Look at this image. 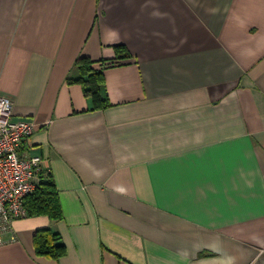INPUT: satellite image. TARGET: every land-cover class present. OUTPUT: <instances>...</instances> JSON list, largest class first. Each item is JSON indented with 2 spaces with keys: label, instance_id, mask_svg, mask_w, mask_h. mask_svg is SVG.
Instances as JSON below:
<instances>
[{
  "label": "crops",
  "instance_id": "crops-1",
  "mask_svg": "<svg viewBox=\"0 0 264 264\" xmlns=\"http://www.w3.org/2000/svg\"><path fill=\"white\" fill-rule=\"evenodd\" d=\"M0 96L64 214L15 220L0 264H264V0H0Z\"/></svg>",
  "mask_w": 264,
  "mask_h": 264
},
{
  "label": "built area",
  "instance_id": "built-area-1",
  "mask_svg": "<svg viewBox=\"0 0 264 264\" xmlns=\"http://www.w3.org/2000/svg\"><path fill=\"white\" fill-rule=\"evenodd\" d=\"M14 102L0 96V240L17 219L29 215L25 199L40 185L42 159L21 150L35 123L13 119Z\"/></svg>",
  "mask_w": 264,
  "mask_h": 264
},
{
  "label": "trees",
  "instance_id": "trees-1",
  "mask_svg": "<svg viewBox=\"0 0 264 264\" xmlns=\"http://www.w3.org/2000/svg\"><path fill=\"white\" fill-rule=\"evenodd\" d=\"M115 49L117 52L115 59H128L132 56L124 45H116ZM106 61L97 62L89 57L81 56L75 64L78 77L68 79L70 83L78 82L83 85L86 95L92 98L94 102V108H105L110 105L106 92L104 67H96L97 63H106ZM112 62H108V65ZM25 205L29 215L44 214L52 220H59L64 216L59 190L51 174L47 179L40 182V185L32 194L26 197ZM34 245L37 254L40 256L59 259L67 253L61 234L51 228L38 230L35 234Z\"/></svg>",
  "mask_w": 264,
  "mask_h": 264
}]
</instances>
